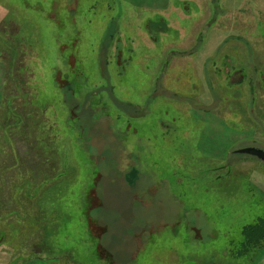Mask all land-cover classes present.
<instances>
[{
    "label": "rangeland",
    "instance_id": "rangeland-1",
    "mask_svg": "<svg viewBox=\"0 0 264 264\" xmlns=\"http://www.w3.org/2000/svg\"><path fill=\"white\" fill-rule=\"evenodd\" d=\"M0 42V264H223L264 218V0H0Z\"/></svg>",
    "mask_w": 264,
    "mask_h": 264
},
{
    "label": "trees",
    "instance_id": "trees-1",
    "mask_svg": "<svg viewBox=\"0 0 264 264\" xmlns=\"http://www.w3.org/2000/svg\"><path fill=\"white\" fill-rule=\"evenodd\" d=\"M5 39L6 38H4L1 41H3V43H4ZM0 44H2V42H0ZM6 48H8V46ZM4 49H5V44H4L3 50ZM3 50L1 51V54H2ZM13 53L15 56H17V52L14 49H13ZM1 54H0V59H1V61H3L4 56H1ZM28 61H29V59H28ZM13 69H15V62H14ZM23 70H24V68H23ZM18 71L21 72V69H17V72ZM10 72L11 73H6V75L8 76V78L9 77L13 78L12 71H10ZM6 75H5V77H6ZM16 76L18 79L17 82L19 83L20 79H19L18 75H16ZM2 81H3V78H2ZM2 81H0V83H2ZM8 98L17 99L16 96H8L7 95L6 99H8ZM4 100L2 98V100L0 102L3 104ZM7 102H13V101H7ZM5 115H7V114L5 113ZM24 119L27 120V118H25V116H24ZM97 202H99V201H97ZM92 224L94 225L95 223L94 222L90 223L91 228L93 227ZM96 225L97 224H95V226ZM97 228L99 229V227H97ZM92 230H93V228H92ZM93 232H94V230H93ZM101 232H103V231H101ZM242 234H243L242 240L235 246V248H232V249L230 248L228 251H232L230 258H233V259L235 258L236 260H238L239 264H246L252 260L253 255H255L259 251L264 250V247L262 248V246L264 244V218L261 217L258 220H256L255 222L245 225L243 228ZM35 237L38 238V235L36 234ZM34 242H35L34 246L37 245L36 241H34Z\"/></svg>",
    "mask_w": 264,
    "mask_h": 264
},
{
    "label": "crops",
    "instance_id": "crops-1",
    "mask_svg": "<svg viewBox=\"0 0 264 264\" xmlns=\"http://www.w3.org/2000/svg\"><path fill=\"white\" fill-rule=\"evenodd\" d=\"M232 1H230V6L232 5ZM239 6H237L236 8H238ZM169 262V261H168ZM177 263L176 261H172L171 263L168 264H175ZM221 263L223 264H239L238 260H236L235 258H227L224 261H221ZM180 264V262H179ZM187 264H192V262L187 263ZM194 264H217V262L214 261H208V262H194ZM246 264H264V250L257 252L255 255L252 256V260L249 261Z\"/></svg>",
    "mask_w": 264,
    "mask_h": 264
},
{
    "label": "water",
    "instance_id": "water-1",
    "mask_svg": "<svg viewBox=\"0 0 264 264\" xmlns=\"http://www.w3.org/2000/svg\"><path fill=\"white\" fill-rule=\"evenodd\" d=\"M240 153L250 154L264 160V149L258 147H243L238 150Z\"/></svg>",
    "mask_w": 264,
    "mask_h": 264
}]
</instances>
